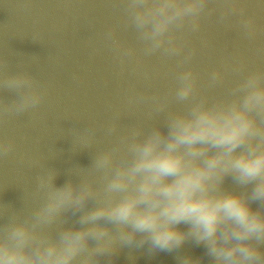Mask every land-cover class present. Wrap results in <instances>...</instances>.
<instances>
[{"label":"clouds","instance_id":"1","mask_svg":"<svg viewBox=\"0 0 264 264\" xmlns=\"http://www.w3.org/2000/svg\"><path fill=\"white\" fill-rule=\"evenodd\" d=\"M211 3L124 0L125 26L135 29L145 55L159 51L166 58L177 57L186 48L187 34L197 32L202 18L215 11L209 8ZM236 7V0H223V9ZM225 16L221 11V19ZM242 23L249 35L255 33L252 18ZM105 35L110 38L111 31ZM132 54L133 49L123 53ZM193 55L194 50L189 51L177 67L189 63ZM242 69L239 65L234 70ZM223 80L224 72L216 69L210 73L209 86ZM176 81L174 98L187 102L185 111L168 113L163 126L147 132L132 128L130 140L121 139L95 161L97 168L108 169L107 191L117 198L81 217L80 222L91 227L69 229L60 250L50 245L31 254L24 251L29 233L23 226L13 227L9 239L14 243H0V264H68L87 237L100 240L108 235L109 227L98 220L119 226L125 247L139 237L137 248L148 244L151 251L170 253L191 236L197 245H204L214 264H264V69L248 72L228 97L212 102L198 91L194 69H182ZM0 90L13 97L0 100L3 122L36 109L47 95V89L26 71L0 73ZM13 148L14 141L0 140V156H8ZM228 177L240 191L225 189ZM87 195L85 191L74 197L71 182L65 181L40 219L47 222L65 202L80 203ZM117 253L105 264H114ZM181 260L201 264L191 256Z\"/></svg>","mask_w":264,"mask_h":264},{"label":"water","instance_id":"2","mask_svg":"<svg viewBox=\"0 0 264 264\" xmlns=\"http://www.w3.org/2000/svg\"><path fill=\"white\" fill-rule=\"evenodd\" d=\"M89 17L90 0H0V73L26 71L47 89L36 109L0 121V140L14 141L13 151L0 156V243L13 244L10 229L23 226L30 236L24 251L30 254L50 245L60 250L69 229L91 227L80 222L94 210ZM4 98L13 97L0 90ZM65 181L74 197L85 191L87 197L65 202L42 221V210ZM68 264H101L98 240L87 237Z\"/></svg>","mask_w":264,"mask_h":264}]
</instances>
